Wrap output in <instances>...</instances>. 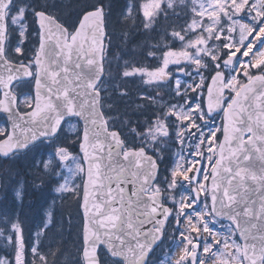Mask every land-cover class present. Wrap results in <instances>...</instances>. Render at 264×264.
Returning <instances> with one entry per match:
<instances>
[{"label": "water", "instance_id": "95a60500", "mask_svg": "<svg viewBox=\"0 0 264 264\" xmlns=\"http://www.w3.org/2000/svg\"><path fill=\"white\" fill-rule=\"evenodd\" d=\"M12 1L0 0V62L5 65L0 68V86L5 89L0 110L16 127L12 136L0 143V151H11L17 141H31L41 132L59 133L67 120L77 119L83 127L80 153L86 170L81 206L83 259L87 264H99L97 249L104 246L125 264H139L152 242L164 235L171 211L163 206L161 195H148L159 174L156 160L144 150L124 154L120 135L109 132L101 94L96 91L104 77L101 44L94 30L97 22L91 21L88 29L82 23L69 41L64 26L38 14L41 48L35 60L36 104L33 112L23 116L10 85L17 76L32 77V73L26 66H14L4 59L6 11ZM223 105V85L214 83L208 108L214 115L223 112ZM198 175L199 170L195 182ZM209 196L213 214L235 227L244 264H264L262 76L245 85L224 114L223 139ZM195 260L193 255V264Z\"/></svg>", "mask_w": 264, "mask_h": 264}, {"label": "snow or ice", "instance_id": "6c2138e0", "mask_svg": "<svg viewBox=\"0 0 264 264\" xmlns=\"http://www.w3.org/2000/svg\"><path fill=\"white\" fill-rule=\"evenodd\" d=\"M61 6L62 0H52L51 3L42 4L39 7L27 5L18 9V11H24L23 22L25 24L31 21L30 32L26 34L39 33L40 24L37 12L42 11L47 16L51 15L53 9H59ZM184 6V0H179L178 3L176 0H144L143 3L138 2V0H123V2H120V0H93V2L86 4L77 11L75 14L76 19L71 24H65V27L75 32L78 28H81L82 23L83 28L88 29L90 22L96 21L94 30L97 32V41L101 44L102 55L106 51L107 55L104 58L108 59V57H111L118 66L119 70L115 74L116 78L138 79L143 77L146 80V73L139 70L142 67H147V65H141L138 61H133L127 52L120 50V45L113 38L118 37L123 40L124 45H127L129 43L128 29H131L135 33L131 42V51L135 52L137 46L140 48L146 47L147 50L142 53L143 56L153 62V67L160 66L163 63L162 57L166 52L170 50L175 51L184 46L182 33L189 30L193 16L198 14L197 10L189 9L193 13L192 16H189L183 11ZM55 19L59 18L56 17ZM201 19L203 20L204 17H201ZM176 21L182 22V29L175 27ZM124 26L127 27L121 31L120 29ZM178 32L181 34L178 35ZM12 39L10 37L9 53L14 52L17 47L21 48V51L15 52L18 60L12 63H23L24 60H32L33 57L27 56L23 51V48L29 44V41L26 40L23 45H20L11 43ZM15 39L19 40V33H17ZM34 43L38 47L39 41H35ZM103 43L108 44L106 50L102 47ZM181 63H187V61H182ZM130 64L131 68H129ZM3 67H5L4 63L0 62V68ZM169 67L179 68L180 65H170ZM148 70L151 71L150 68ZM183 74V70L177 72V80ZM33 80L34 77L17 76L10 85V88L12 90H19L22 85L30 83ZM169 80H172L171 76H169ZM175 84L176 81L174 80V87ZM4 92L5 89L0 86V97L3 96ZM189 103L191 104L192 102L189 101ZM15 127L16 125L11 123V117L0 110V141L8 140L12 136ZM60 134L53 133L47 135L41 132L40 135L31 141H17V146L13 147L11 151H0V160L9 161L21 156L27 157L30 154H34L36 148L41 143L51 145L53 150H55L59 145L54 144L53 140L58 139ZM50 159L51 153L49 154ZM35 163L39 167L41 161L36 160ZM44 170L48 172V162H44ZM59 175L60 173L57 172L56 176L59 177ZM57 183H59V180H57ZM23 189L24 182L21 181L19 187L15 189V203L18 208L23 205ZM57 192L61 195L63 194L60 188H57ZM46 216V220L37 225L35 229H32L22 221L19 211H15L11 215L0 214V264H35L38 258L46 262L44 239L48 230L52 227L53 212L49 210ZM83 221L84 217L83 213H81V233L83 232ZM165 238L166 233L161 235L159 240H154L151 247L148 248L147 254L139 264H149L150 258L157 254ZM21 248L23 249L22 259ZM96 258L99 264H108L109 260L113 264H125V261L121 257L113 256L108 248L104 246H100L97 249ZM166 259L167 257L164 256L158 264H165ZM81 264H87L83 259V248L81 249ZM131 264H136V262L133 261Z\"/></svg>", "mask_w": 264, "mask_h": 264}, {"label": "rangeland", "instance_id": "374dc122", "mask_svg": "<svg viewBox=\"0 0 264 264\" xmlns=\"http://www.w3.org/2000/svg\"><path fill=\"white\" fill-rule=\"evenodd\" d=\"M179 0H176V2ZM189 1V0H184ZM192 5L194 6V10H197L198 14H196L195 20L190 24L189 33L193 36L191 41L185 43L182 47L181 52L179 53V58L187 61L190 60L191 50L198 49L203 43L204 40H209L213 38V34L219 33L220 30H226L228 28H236L240 29L242 24L237 21V18H247V9L245 8V4L249 0H242V4H238L237 6L233 3L235 0H190ZM201 17H204L202 20ZM24 11H18L17 15H14L13 20H11L12 26L17 29L21 35V40L24 41V32L27 30L28 25L23 22ZM208 22V23H207ZM207 23V25H205ZM235 23V24H234ZM227 24V25H226ZM195 29V31H193ZM257 28H255V31ZM247 31L243 30L242 38L243 41L247 40ZM263 34V30L260 29L258 32V36ZM257 36V37H258ZM207 37V38H206ZM251 43H245L244 46L250 45ZM202 49V48H200ZM21 51L19 47H17V52ZM246 55V54H245ZM196 57V56H195ZM113 63V60L111 61ZM23 105L24 108L30 109L33 105V96L32 93H28L22 96L20 100V106ZM67 131L71 133L73 136L76 135L77 131H79V125L77 122H72L71 125H67ZM55 150H53L51 145H47L40 149L41 156L46 152V158L43 159L42 163L48 162V172L56 171L61 173L64 177L63 180L58 184V188H60L62 195L58 193V196H67V195H75L79 192V189L82 185V179L84 178V168L81 164V159L76 155L70 153L66 148L62 147V144H58ZM213 146L211 145L210 148ZM51 153V159L49 160V154ZM37 155L35 152L31 158H34ZM59 161V163H58ZM66 170H63L65 169ZM44 169V167H43ZM35 172H37L35 170ZM24 188H27L29 185V180L23 181ZM170 188H173V183L170 185ZM73 204V205H72ZM72 205V209L77 208V199L70 203L69 206Z\"/></svg>", "mask_w": 264, "mask_h": 264}, {"label": "trees", "instance_id": "16d2710c", "mask_svg": "<svg viewBox=\"0 0 264 264\" xmlns=\"http://www.w3.org/2000/svg\"><path fill=\"white\" fill-rule=\"evenodd\" d=\"M31 1H33V0H31ZM91 2H93V0H70L69 5L62 2V6L59 9H53L51 12V15L58 17L59 18L58 20L60 22H62L64 25L65 24H71L72 21H74L76 19V15H75L76 12L79 11L86 4L91 3ZM120 2H123V0H120ZM138 2L142 3V2H144V0H138ZM46 3H51V2L38 0V1H35L34 6L39 7L40 5L46 4ZM175 24L181 25V28H182V22L176 21ZM125 27H127V26L122 27L120 30L123 31ZM128 30H129V37H128L129 43L127 45H124L122 39H120L118 37L113 38L114 41L118 45H120V50L122 52H126L127 48H131L130 47L131 42H132L133 37L135 35V33H133L131 31V29H128ZM32 38H33V35L28 36L29 44L26 46V50L30 51V52H33V49L35 48V45H36L34 42L37 41L36 37H34V39H32ZM107 48H108V45H107ZM143 49H144V51L147 50L146 47ZM118 70L119 69H117V71ZM117 71H113V72L116 73ZM111 72H112V70L109 69L108 73H107L108 79H110V73ZM117 80L118 79H115V82H117ZM124 83H126V80L123 81L122 85ZM31 88H32L31 84H25V85H22L21 91H22V93H25L27 91H30ZM125 92H126L125 86H123V88L121 86L119 91H117L113 87L109 86V88H107V91L103 93L104 94L103 111H104V113L108 119H111L114 115H116L120 118V122H121V119H123V117H124V106H123L124 96H126ZM116 99L119 100V103L115 107L114 100H116ZM139 129H141V128H139ZM119 130L121 131V133L124 134V127H122ZM141 132H143V131L141 130ZM79 134L80 133H78V136L74 137L71 134H68L67 131H64L62 133L61 137L59 138V142H61L63 144L64 148H66L68 151H70L73 154H77L78 143H79ZM19 158H21V157H19ZM17 169H18L17 172L19 174H22L23 177H25V178L30 177L31 171H30V169H27L25 167V163H22L19 167H17ZM1 171L4 173L5 177L7 176L5 172H7V174L10 173V170L7 171V170H4L3 168H1ZM64 234L67 235L69 233H67L64 230ZM78 245H80V247H81L80 242H78ZM46 258L49 261V262H47L48 264L54 263L55 260L57 262L59 259H61L62 262L65 264L70 263L71 259L73 261H75V264H81V252L77 249L71 250L69 248H66V252L61 257L56 256L55 253L53 251H51V253H49L48 256H46ZM39 260H41V259H39ZM35 264H36V261H35Z\"/></svg>", "mask_w": 264, "mask_h": 264}, {"label": "flooded vegetation", "instance_id": "af4514ba", "mask_svg": "<svg viewBox=\"0 0 264 264\" xmlns=\"http://www.w3.org/2000/svg\"><path fill=\"white\" fill-rule=\"evenodd\" d=\"M168 235H169L168 232H166V238H165V240L167 239ZM161 249H162V248H160L159 251H160Z\"/></svg>", "mask_w": 264, "mask_h": 264}]
</instances>
